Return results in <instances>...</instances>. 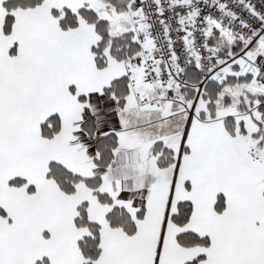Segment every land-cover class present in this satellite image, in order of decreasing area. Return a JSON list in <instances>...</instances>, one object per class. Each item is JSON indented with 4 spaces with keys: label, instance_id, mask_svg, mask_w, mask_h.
I'll use <instances>...</instances> for the list:
<instances>
[{
    "label": "snow or ice",
    "instance_id": "obj_1",
    "mask_svg": "<svg viewBox=\"0 0 264 264\" xmlns=\"http://www.w3.org/2000/svg\"><path fill=\"white\" fill-rule=\"evenodd\" d=\"M0 264H264V0H0Z\"/></svg>",
    "mask_w": 264,
    "mask_h": 264
}]
</instances>
